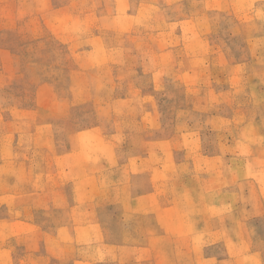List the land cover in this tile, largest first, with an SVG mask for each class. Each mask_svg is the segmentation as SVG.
I'll list each match as a JSON object with an SVG mask.
<instances>
[{"label":"rangeland","instance_id":"obj_1","mask_svg":"<svg viewBox=\"0 0 264 264\" xmlns=\"http://www.w3.org/2000/svg\"><path fill=\"white\" fill-rule=\"evenodd\" d=\"M0 264H264V0H0Z\"/></svg>","mask_w":264,"mask_h":264}]
</instances>
